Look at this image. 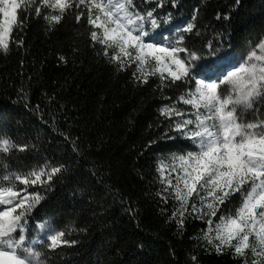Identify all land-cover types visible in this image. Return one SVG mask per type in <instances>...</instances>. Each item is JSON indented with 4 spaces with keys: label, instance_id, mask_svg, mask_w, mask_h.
Returning a JSON list of instances; mask_svg holds the SVG:
<instances>
[{
    "label": "trees",
    "instance_id": "trees-1",
    "mask_svg": "<svg viewBox=\"0 0 264 264\" xmlns=\"http://www.w3.org/2000/svg\"><path fill=\"white\" fill-rule=\"evenodd\" d=\"M233 7L234 0H180L178 8L168 5L158 11L172 13L168 28L172 38L196 15L201 35H186L190 47L202 49L215 42L216 33L230 34L231 47H225L237 63L252 43L264 37V0H242L236 11H231ZM141 8L148 10L146 5ZM229 12L230 21L216 19ZM90 30L86 19L78 24L72 13L52 31L42 17L30 16L23 30L15 32L23 38V48L13 44L9 53L0 51V138L35 146L5 154L11 169L28 172L45 161L68 169L33 214L34 219L64 230L65 239L79 241L58 250L63 256L54 260L57 264H241L231 250L217 255L193 239L202 234L204 222L189 216L178 230L169 220L176 203L169 199L165 204L157 195L163 188L157 170L161 160L170 165L171 154L196 150L180 138L161 139L165 132L176 134L168 131V121L159 110L194 84L163 91L156 77L137 84L132 75L135 65L118 72L103 56L102 47L93 44ZM177 107L191 110L179 103ZM153 140L157 143L149 146ZM239 205L237 194L223 209L224 215L234 214Z\"/></svg>",
    "mask_w": 264,
    "mask_h": 264
},
{
    "label": "snow or ice",
    "instance_id": "snow-or-ice-1",
    "mask_svg": "<svg viewBox=\"0 0 264 264\" xmlns=\"http://www.w3.org/2000/svg\"><path fill=\"white\" fill-rule=\"evenodd\" d=\"M241 2L234 0L231 11ZM168 5L176 9L180 0H0V51L9 53L13 44L23 48L24 40L15 32L23 30L30 16L42 17L52 31L72 13L78 24L86 19L91 41L102 47L103 56L118 72L135 65L132 75L137 84H148L152 77L159 79L161 91L194 84L159 110L168 131L176 134L165 132L161 139L180 138L196 150L171 154L170 165L161 160L157 170L163 188L157 195L165 204L169 199L176 203L169 220L178 230L189 216L205 223L202 234L193 237L203 242L205 251L210 247L223 255L231 250L241 264H264V37L237 66L225 47H231L230 34L216 33L215 42L202 49L186 44V35H201L196 15L176 30L175 38L163 37L157 30L171 22L172 13L161 16L158 10ZM216 19L230 21L231 12L217 14ZM156 35L162 42H152ZM60 60L66 62L64 57ZM156 143L150 141L149 146ZM34 147L0 138V264H55L54 257L63 256L58 250L79 243L65 239V231L52 222L33 216L67 167L45 161L31 171L16 172L7 162L5 154L10 156L14 149L24 153ZM237 194L239 207L224 215L223 209ZM191 259L197 261L196 256Z\"/></svg>",
    "mask_w": 264,
    "mask_h": 264
},
{
    "label": "rangeland",
    "instance_id": "rangeland-1",
    "mask_svg": "<svg viewBox=\"0 0 264 264\" xmlns=\"http://www.w3.org/2000/svg\"><path fill=\"white\" fill-rule=\"evenodd\" d=\"M161 16H163V15H161ZM0 18H2V15H0ZM171 22H172V20H171ZM171 22H170L169 24L165 25V27H164V25H163L161 29L157 30L159 33H162L163 37H168V33H169L168 28H170ZM156 41H161V36H160V35H156V36H155V40L152 41V42H156ZM161 42H162V41H161ZM257 42H258V40H257L256 42L252 43V44L250 45L248 51L250 50L251 47H254V45H255ZM248 51H247V52H248ZM246 54H247V53H246ZM246 54H245L243 57H241V58L237 61V63H236L237 66H238V64H239V62L241 61L242 58H246ZM261 111L264 112V105L261 106ZM53 227L56 228L57 230H60V229H58V228L55 227V226H53ZM55 264H57V261H56V260H55Z\"/></svg>",
    "mask_w": 264,
    "mask_h": 264
}]
</instances>
